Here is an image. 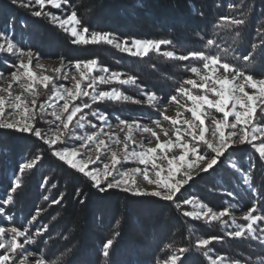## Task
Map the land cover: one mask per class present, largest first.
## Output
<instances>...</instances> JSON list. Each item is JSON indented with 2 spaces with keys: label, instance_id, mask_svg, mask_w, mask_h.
Segmentation results:
<instances>
[{
  "label": "snow or ice",
  "instance_id": "obj_1",
  "mask_svg": "<svg viewBox=\"0 0 264 264\" xmlns=\"http://www.w3.org/2000/svg\"><path fill=\"white\" fill-rule=\"evenodd\" d=\"M9 2L28 9L33 17H46L68 35L72 45H108L138 58L155 52L170 60L188 62L184 70L189 75L165 98L156 90L147 89L137 76L112 70L100 64L98 58L65 61L60 57L61 65L54 70L55 76L38 73L33 68L44 67L39 64V53L21 47L14 35L0 31V55L14 58L10 64L12 71L7 75L0 73V129L35 137L53 157L82 174L100 192L119 189L134 195L158 197L173 204L185 218L217 222L224 229L223 235L205 237H195L189 229L186 245L176 247L165 243L160 254L154 256L153 264H185L186 256L194 252L202 255L207 264H264V253L256 255L253 261L252 256L234 258L217 252L214 247L226 238H250L264 250V192L252 186L250 175L255 164L244 169L229 158L236 146L247 144L259 161L264 162V74L249 70L257 53L264 56V23L257 25L250 50L240 53L236 47L249 22L250 5L245 0L229 4L228 8L235 11L221 15L212 25L211 34L197 33V39L202 42L200 47L178 53L175 48L165 50L173 45L170 39H121L109 31L91 29L69 0ZM49 7L57 11L46 10ZM222 33H227L231 42ZM73 70L78 75H70ZM14 85L22 90L19 94L12 91ZM100 85L111 87L103 90ZM40 86L49 93L42 101ZM123 86L135 87L139 98L121 90ZM105 102L144 105L158 111V116L148 123L117 116V123L113 125L109 114L97 107ZM168 104L176 105L174 116L167 115ZM135 132L146 134L147 140L138 142ZM145 143H154V146L144 147ZM41 160L42 156L36 155L19 163L5 196L0 197V264H57L42 249L32 247L38 245L47 231L46 225L33 229L42 209H37V214L23 225H18L14 213L9 211L24 175ZM125 163L138 166L124 168ZM220 165L238 173L242 184L252 192L253 202L243 212L242 223L232 215L235 205L217 211L196 196L180 199L186 186L196 178L192 174L194 167L199 168L198 176L214 172ZM137 174H142L155 189L140 190L134 179ZM48 183L45 177L44 185ZM76 194L83 195L79 190ZM225 195L235 198L236 194L226 191ZM44 199L48 201L49 197ZM62 199L61 194L51 203L59 204ZM118 235L116 232L102 243L100 255L104 264H111L114 237Z\"/></svg>",
  "mask_w": 264,
  "mask_h": 264
},
{
  "label": "trees",
  "instance_id": "obj_2",
  "mask_svg": "<svg viewBox=\"0 0 264 264\" xmlns=\"http://www.w3.org/2000/svg\"><path fill=\"white\" fill-rule=\"evenodd\" d=\"M239 2L240 0H69L78 16L91 29L109 31L121 39H170L173 45L165 50L175 48L178 53L200 47L202 42L197 39V33L207 31L211 34L212 25L221 15L235 11L229 9L228 5ZM245 3L250 5L251 12L249 22L242 30V38L236 45L240 53L250 50L257 25L264 23V0H245ZM18 12L23 14L21 11H17V14ZM2 14L0 11V22ZM29 26L25 16L18 18L17 23L16 20L13 22L15 35L24 38L23 44L31 40L26 35L29 33ZM2 27H8V24H2ZM222 36L231 42L227 33H222ZM80 48L87 52L88 59L93 55L92 58H98L100 64L112 70L135 75L147 89L156 90L162 95L170 94L177 83L189 75L184 70V65L188 62L170 60L155 52L138 58L108 45ZM249 70L264 74V56L257 53ZM4 135L0 134V197L5 196L19 163L41 155L42 160L37 166L24 175L22 187L14 194L15 203L10 206L9 211L14 213L15 222L23 225L32 215L37 214V209H42L33 229L46 225L47 231L39 239L38 245L32 247L42 249L47 258L57 264H104L100 255L102 243L107 238H112L116 232L119 235L114 237L111 264H153L154 256L160 254L159 250L165 243H173L176 247L186 245L189 229L195 237L223 235L224 229L217 223L209 225L208 229L204 228L207 226L201 229L194 220L180 215L171 204L158 201L160 210L153 212V216L158 215L162 219L169 216L175 222V236L163 237L158 242L155 239L162 230L160 223L155 230L146 220H139L140 211L136 209L138 206L149 207L148 203L152 199L131 196L117 190L100 192L82 174L69 169L53 157L44 145L26 140L21 142V149H18L9 142L16 143L21 138L17 135ZM236 160L244 169L255 164L250 172L252 186L264 192V162H260L254 152L240 155ZM233 173L235 176L222 170L216 176V183L220 182L222 189L236 194L234 200L229 197L219 200L216 196L218 210L235 205L232 210L245 211L253 202L251 190L242 184L239 174ZM45 177L49 179L47 185H44ZM53 184L56 185L55 188L52 187ZM77 190L83 195L77 196ZM61 194L63 199L60 203L52 204L51 201ZM45 196L49 197L48 201H45ZM82 199L83 203L80 202ZM108 212L111 215L109 217L106 216ZM134 223L145 230L141 240L128 234L129 230L135 229ZM214 247L217 252L234 258L252 256L253 261L256 255L264 253L258 243L250 238H226L223 243L215 244ZM185 264L207 262L202 255L194 252L186 256Z\"/></svg>",
  "mask_w": 264,
  "mask_h": 264
},
{
  "label": "rangeland",
  "instance_id": "obj_3",
  "mask_svg": "<svg viewBox=\"0 0 264 264\" xmlns=\"http://www.w3.org/2000/svg\"><path fill=\"white\" fill-rule=\"evenodd\" d=\"M46 10L57 11L55 9H51L50 7ZM0 11L3 12V14H2L3 18L0 22V31L14 35V39L19 43V45L21 47H23L25 49H32L35 52L39 53V55L41 57V59L39 60V64L43 65L44 67L43 68L34 67L33 68L34 71H36L38 73L43 72L44 74L55 76L56 73L54 70L56 68L60 67V65H61V61L59 59L60 57H64L65 61L76 60V59H88L87 52L84 50V48H80V47H82V45H72L70 43V38L68 37V35L65 34L58 27L53 26L46 17H41V18L33 17L30 14L28 9L13 6L10 4L9 0H0ZM17 11H21V12H23V14L18 12L19 14H21V15H19V14H17ZM22 16L23 17L25 16L28 19V24L30 25L29 26L30 30H28L29 33L26 35H27V38H29V40L30 39L31 40H30V42H28V41L25 42V44H23L24 38L22 37V39H21L19 36H16L15 32L13 30L14 29L13 22L16 20V23H17L18 18H20ZM2 24H8V27H2ZM124 54H126V53H124ZM127 55H129V54H127ZM92 56L93 55H91L90 58H92ZM13 60H14L13 57H9L7 55H0V73H4L5 75L10 73L12 71L10 64ZM35 63L36 62L34 61V64ZM70 75H78V74L73 70V72ZM59 82L60 83H66L63 80H60ZM99 87L103 90H107L111 86L100 85ZM117 87H121V86L117 85ZM121 90L127 92V94H129V95L137 96L139 98L138 90L135 87L123 86L121 88ZM12 91L14 92V94H19L22 90L18 86L14 85ZM38 92H39L41 101L46 99L47 95L49 94L48 91L46 89H44L42 86H40L38 88ZM168 95H165L164 97L167 98ZM84 99H87V98H84ZM78 102L79 101H77V103ZM59 103L62 104L63 101H60ZM97 107H99L101 110H103L107 113L111 112V114L109 113V119L113 125H115L117 123V121L115 119L117 116H119L123 119L139 120L142 123H148L152 118L158 116V111H154L153 109H151L147 106H144V105H135L131 102H123V103L105 102L103 104L97 105ZM163 108H164V105L162 104L160 110L162 111ZM176 111H177V108H176L175 104H168L167 105V115L174 116ZM141 112L144 114H142ZM164 124H165V126H167V122H164ZM41 126L46 127L45 125H41ZM0 130H1V132H3V133L0 132V134L17 135L18 138H21L16 143L15 142H13V143L9 142V144H11L12 146L18 147V149H21V147H19L21 145V142H24L26 140H28V141L34 140V142H36V144L43 145L35 137H33L27 133H21V132L11 131V130H7V129H0ZM87 130L91 131V129H87ZM113 130L118 131L117 129H113ZM169 135L171 136L172 133L170 132ZM134 138L139 142L142 140H147V135L144 133H141V132H135ZM207 138L211 139V136L207 135ZM1 140L3 141V138H1ZM5 141L7 142V140H5ZM153 146H154V143L153 144L145 143V145H144V147H153ZM45 148H46V146H45ZM18 149H17L16 153L19 152ZM252 152H254V151L247 144L239 145V146H236L234 151H232L231 156L229 158L234 159V161L238 164V160H236V158L238 156H240V155L245 156L246 154L252 153ZM36 153L38 154V152H36ZM178 154L179 153L177 152V155ZM93 155H94V153H93ZM136 166H138V165H136L135 163H125L123 165L124 168H131V167H136ZM238 166H239V164H238ZM140 167H142V166H140ZM222 170L225 173H230L228 175H232V176L234 175L233 170L228 168L226 165H220L216 169V171L209 172V173H200L198 176L196 174H197V172H199V168L194 167L192 174L194 176H196V178L190 183V185L186 186V190L183 191V194L180 196V199H184V198H187L189 196H196V197L200 198L202 202L206 203L208 206H210L214 210L218 211L219 202H217L215 200L216 196L218 197L219 200L220 199L224 200V198L228 197L225 195L226 191L224 189H222L221 185H219L221 183L220 182L216 183L217 182L216 176ZM151 175L152 174L150 173V176ZM134 179L136 181V186L139 187V189L142 191L151 192L155 189V185L149 184L143 178L142 174H137L134 177ZM112 190L124 192L126 194L131 195V196L146 197V198L152 199L148 203L149 207L138 206V208H136L138 211H140V213L138 214L139 220H141V219L146 220V222L148 224H150L151 226L153 225V228L155 230L158 229L157 226L160 223L162 230L159 232V235L158 234L156 235L157 237L155 239L158 242H160L163 237H169L170 236L169 238H171V237L175 236V232H174L175 222H173L169 218V216L162 219V218H159L158 215L153 216V214H152L153 212H158V210H160V208H158V205H157L158 201L171 204L170 202L165 201V200L158 198V197L151 196V195H134L129 191H123V190H119V189H112ZM229 199L234 200V198H230V197H229ZM171 205L174 206L173 204H171ZM231 212H232V215H234L236 217L238 223H241L239 221H243L242 216H243L244 209L243 210H232L231 209ZM132 215L133 214L131 213V216ZM106 216L109 217L111 215L108 212ZM121 216L123 217V215H121ZM225 218L227 219L228 217H225ZM195 222L197 223V226L200 227L201 229L204 226H207L204 228L208 229L209 225L217 223V222L204 223L203 221H195ZM135 226L136 225L134 223V227ZM142 228L143 227H141V226L140 227L136 226L135 229H133V231L129 230L128 234H130L134 237L136 236V237H138V240H141L142 238H144V235H145V230ZM195 235L197 236L198 233H195Z\"/></svg>",
  "mask_w": 264,
  "mask_h": 264
}]
</instances>
